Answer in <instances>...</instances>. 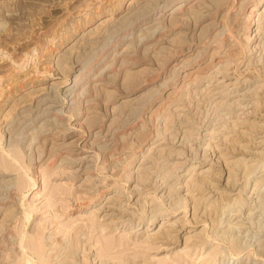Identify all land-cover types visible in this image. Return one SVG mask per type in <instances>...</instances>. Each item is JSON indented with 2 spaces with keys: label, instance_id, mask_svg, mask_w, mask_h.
I'll return each instance as SVG.
<instances>
[{
  "label": "rangeland",
  "instance_id": "1",
  "mask_svg": "<svg viewBox=\"0 0 264 264\" xmlns=\"http://www.w3.org/2000/svg\"><path fill=\"white\" fill-rule=\"evenodd\" d=\"M168 2L0 0V264H264V1Z\"/></svg>",
  "mask_w": 264,
  "mask_h": 264
},
{
  "label": "bare ground",
  "instance_id": "2",
  "mask_svg": "<svg viewBox=\"0 0 264 264\" xmlns=\"http://www.w3.org/2000/svg\"><path fill=\"white\" fill-rule=\"evenodd\" d=\"M169 1H171V2H168L166 5H165V7H166V10L165 11H168V13L170 14V13H174L178 8H180V7H182V6H185V3L187 2V0H169ZM198 1V0H197ZM221 1V0H220ZM223 1V0H222ZM245 1V0H244ZM253 1V7L251 8V10H250V13H253L254 12V9H256V7L262 2V1H264V0H252ZM194 8V7H193ZM170 9V10H169ZM183 9V8H182ZM113 12L115 13V11H111L110 12V15L111 14H113ZM160 12V11H159ZM264 12V8L262 9V11L260 12V13H258V15H260V14H264L263 13ZM98 13V12H97ZM186 13V12H185ZM96 14V13H95ZM166 14H167V12H166ZM166 14H164V15H166ZM252 15V14H251ZM172 16V15H171ZM250 16V15H249ZM112 16H107V17H104L105 19L103 20L104 22L105 21H109L110 20V18H111ZM160 17V16H159ZM163 18V17H162ZM166 18V17H165ZM250 18H251V16H250ZM257 18V17H256ZM115 19V18H114ZM122 19V18H121ZM259 19V18H258ZM258 19L256 20L255 19V21H254V24H258V23H256L257 21H258ZM157 20V19H156ZM249 20H253V18L252 19H249ZM120 25V24H119ZM261 25V24H260ZM115 26V25H114ZM122 26V25H121ZM144 26V25H143ZM258 26V25H257ZM103 27V26H102ZM143 28H146V27H143ZM118 29V27L116 28V30ZM157 29V28H156ZM155 29V30H156ZM257 29H258V27H257ZM256 29V30H257ZM103 30H105V29H103ZM120 30H122V29H120ZM143 30V29H142ZM161 31V30H160ZM147 33V32H146ZM138 37V36H137ZM142 43V42H141ZM129 44V43H128ZM131 44V43H130ZM156 45V44H155ZM205 47V46H204ZM129 48V47H128ZM187 48V47H186ZM195 49V48H194ZM126 50V49H125ZM216 51V50H215ZM114 52V51H113ZM126 52V51H125ZM216 53H218V52H216ZM215 55V54H214ZM126 56V55H125ZM115 57V56H114ZM199 57V56H198ZM193 59V58H192ZM214 59V58H213ZM211 60V59H210ZM222 60V59H221ZM220 59L218 60V63H221L222 61H221ZM216 61V60H215ZM220 61V62H219ZM120 62V61H119ZM225 62V61H224ZM122 63V62H121ZM217 64V63H216ZM111 65V64H110ZM221 65V64H220ZM214 66V65H213ZM219 66V65H218ZM109 70V69H108ZM174 70V69H173ZM179 70V69H178ZM220 71V70H219ZM81 72V71H80ZM82 73V72H81ZM177 73V72H176ZM179 73V72H178ZM190 73V72H189ZM215 73V72H214ZM84 74V73H83ZM204 74V73H203ZM206 74V73H205ZM92 75V74H91ZM197 75V74H196ZM199 75V74H198ZM197 75V76H198ZM194 76V75H193ZM196 76V77H197ZM201 76V75H200ZM78 77V76H77ZM77 77H75V83L79 80V79H77ZM82 77V76H81ZM81 77H79V78H81ZM195 77V76H194ZM172 78V77H171ZM83 79H84V77H83ZM195 79V78H194ZM81 80V79H80ZM94 80V79H93ZM195 81V80H194ZM189 82V81H188ZM190 84H192V83H190ZM74 85V84H73ZM72 85V86H73ZM98 85V84H97ZM76 86V85H75ZM84 86V85H83ZM93 86H94V84H93ZM86 87V86H85ZM91 87V86H90ZM95 87V86H94ZM183 88H184V86H183ZM17 89H18V87H17ZM46 89V88H45ZM54 89V88H53ZM82 89V88H81ZM15 91V90H14ZM35 92V91H34ZM52 94H53V92H52ZM73 94V93H72ZM78 94H79V92H78ZM78 94H77V96H78ZM29 95V94H28ZM46 95V94H45ZM6 96H8V95H6ZM48 97V96H47ZM8 98V97H7ZM33 98V97H32ZM42 98V97H41ZM75 98V97H74ZM43 99V98H42ZM5 100V99H4ZM52 100V99H51ZM41 101H43V100H41ZM27 102V101H26ZM38 105H39V103H38ZM49 107V106H48ZM47 107V108H48ZM46 108V109H47ZM45 110V109H44ZM59 110V109H58ZM55 111V110H54ZM44 112V111H43ZM42 112V113H43ZM46 112V111H45ZM48 112V111H47ZM80 112V111H79ZM40 114V113H39ZM30 115V114H29ZM44 115V114H43ZM37 117H38V115H37ZM37 117H35V119L37 118ZM41 117V116H40ZM60 117V116H59ZM29 118V117H28ZM55 118V117H54ZM38 119H40V118H38ZM53 120V119H52ZM56 120V119H55ZM44 121V120H43ZM50 121H51V119H50ZM47 122V121H46ZM52 122V121H51ZM54 123H55V121H53ZM45 123V122H44ZM58 123V122H57ZM52 125V124H51ZM50 125V126H51ZM54 125V124H53ZM60 125V124H59ZM42 129V128H41ZM43 131V130H42ZM47 132V131H46ZM50 132V131H49ZM38 133V132H37ZM48 133V132H47ZM98 133V132H97ZM42 134V133H41ZM48 134H50V133H48ZM64 134V133H63ZM27 135V134H26ZM32 135V134H31ZM60 136V135H59ZM105 136V135H104ZM47 137V136H46ZM47 139V138H46ZM101 139V138H100ZM103 139V138H102ZM49 140V139H48ZM112 140V139H111ZM108 142V141H107ZM154 143V142H153ZM110 156V155H109ZM84 157V156H83ZM111 157V156H110ZM72 160V159H71ZM72 164V163H71ZM80 164V163H79ZM114 167V166H113ZM192 167V166H191ZM80 168V167H79ZM78 169V168H77ZM76 169V170H77ZM87 169V168H86ZM194 169V168H193ZM74 173H75V171H74ZM78 173V172H77ZM249 178V177H248ZM34 184H35V182H34ZM11 189V188H10ZM9 191V190H8ZM259 195V194H258ZM8 196V195H7ZM6 196V197H7ZM5 198V197H4ZM3 203L5 202V201H2ZM12 207V206H11ZM11 207H9V210H10V208ZM1 208H2V206H1ZM9 212L8 210H5V212ZM26 212V211H25ZM5 214V213H4ZM26 214H27V212H26ZM6 215V214H5ZM1 218V217H0ZM28 218H29V216H28ZM2 219V218H1ZM3 220H4V217H3ZM151 220H153V219H151ZM163 222V221H162ZM162 222H161V224H162ZM150 223V222H149ZM164 223V222H163ZM152 224V223H151ZM147 227H148V225H147ZM12 231V230H11ZM23 230H21V232H22ZM16 233V232H15ZM24 233V232H23ZM23 235V234H22ZM39 235V234H38ZM7 238V237H6ZM31 238V237H30ZM22 239V237H20V239H19V241H22L21 240ZM36 239H37V237H36ZM42 238H40V240H41ZM4 240V239H3ZM39 239H37L36 240V243H34V242H31V243H34L35 244V250H38V251H36V253L37 252H39V251H41L42 250V248H43V243L41 242V241H38ZM43 240V239H42ZM6 241V240H5ZM32 241V240H31ZM11 242V241H10ZM110 244H111V241H108ZM12 243V242H11ZM21 243H26V242H21ZM30 243V244H31ZM108 243V244H109ZM26 244H28V243H26ZM34 244H31L32 245V247H31V249H33V245ZM14 246V245H13ZM45 246V245H44ZM19 247V246H18ZM26 247H28V245L26 246ZM44 248H46V247H44ZM6 249V248H5ZM15 249V248H14ZM33 249V250H34ZM4 252V251H3ZM2 252V253H3ZM23 252V251H22ZM42 253L44 254V252L42 251ZM4 254V253H3ZM1 255V254H0ZM28 255V254H27ZM39 255H41V253L39 252ZM24 256V255H23ZM38 256V255H37ZM1 257H2V255H1ZM0 257V258H1ZM9 257V256H8ZM30 257V256H29ZM52 257V256H51ZM30 258H32V257H30ZM39 258V257H38ZM45 258V257H44ZM43 258V259H44ZM49 258H50V256H49ZM4 259V258H3ZM9 259V258H8ZM24 259V258H23ZM33 259V258H32ZM42 259V260H43ZM51 259V258H50ZM34 260V259H33ZM40 260H41V257H40ZM4 261V260H3ZM18 262H20V261H18ZM17 262V263H18ZM40 262H44V263H47V262H49V259H48V257L46 256V258L43 260V261H39V263ZM67 262V261H66ZM20 263H22V262H20ZM5 264V263H4ZM13 264H16V263H13ZM23 264H24V262H23Z\"/></svg>",
  "mask_w": 264,
  "mask_h": 264
}]
</instances>
